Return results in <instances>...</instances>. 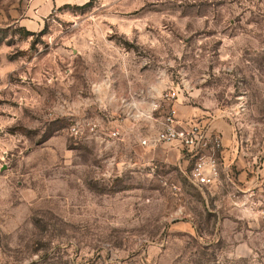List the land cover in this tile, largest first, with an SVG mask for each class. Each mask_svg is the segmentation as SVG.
<instances>
[{"label":"rangeland","instance_id":"374dc122","mask_svg":"<svg viewBox=\"0 0 264 264\" xmlns=\"http://www.w3.org/2000/svg\"><path fill=\"white\" fill-rule=\"evenodd\" d=\"M52 1L0 0V264H264V0ZM184 105L230 128L213 185L106 139Z\"/></svg>","mask_w":264,"mask_h":264},{"label":"built area","instance_id":"2783aa9c","mask_svg":"<svg viewBox=\"0 0 264 264\" xmlns=\"http://www.w3.org/2000/svg\"><path fill=\"white\" fill-rule=\"evenodd\" d=\"M165 97L173 101L176 95L166 93ZM209 116L210 114H202L182 118L178 110L172 107L161 119L159 129L149 134H139L134 130V135L144 148L142 156L152 164L154 158H147V153L160 145L176 147L192 162L190 177L195 184L199 186L215 184L221 176L220 157L224 151V144L220 132L209 124ZM84 129L95 134L97 123L88 121L82 124L80 121H75L70 127L71 134L76 137H81ZM105 134L106 139L123 140L126 131L111 127ZM262 211L264 214V206Z\"/></svg>","mask_w":264,"mask_h":264},{"label":"crops","instance_id":"0c3cea01","mask_svg":"<svg viewBox=\"0 0 264 264\" xmlns=\"http://www.w3.org/2000/svg\"><path fill=\"white\" fill-rule=\"evenodd\" d=\"M65 1H67V0H53L52 4L53 5H60L62 3H65ZM182 107H183V109L178 108L180 117L184 118V117H188V116H191L193 114H196V111L190 109L189 106L184 105ZM192 111H194V112L192 113ZM210 124H211L212 128L222 132V134H223L222 137H223L224 151L220 157L221 172H222V170L225 171L226 169H229V163H230V161L232 162L231 154H230L229 150L227 149V147L225 146L226 138L228 136H230V128L226 124H224L223 122L216 121V120H212ZM123 127H126V126H123ZM134 130L135 129L130 128L129 130H124V131H126V132L129 131L128 135L134 136ZM136 147L140 151V153H144V148L141 144H138ZM146 157L149 159L161 158V159H164L165 161L176 162L179 164L180 163L186 164V162L189 161L188 157L185 156V154L182 151H180L176 147H170V146H163V147L155 148L154 150L147 153ZM261 172H262L263 179L257 180V179H255L256 178L255 177V178H252L251 180H246V181H247V183H249V182L254 183L255 182L259 188L263 187L262 188V193H263L264 192L263 191V189H264V173H263V170Z\"/></svg>","mask_w":264,"mask_h":264}]
</instances>
